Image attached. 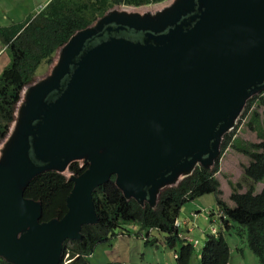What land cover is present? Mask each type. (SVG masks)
I'll return each mask as SVG.
<instances>
[{"label": "water", "instance_id": "water-1", "mask_svg": "<svg viewBox=\"0 0 264 264\" xmlns=\"http://www.w3.org/2000/svg\"><path fill=\"white\" fill-rule=\"evenodd\" d=\"M116 8L24 89L0 143V258L9 264H62L65 243L98 224L93 192L113 177L126 199L155 207L162 189L216 163L264 90V0H175L145 15ZM76 162L87 169L66 176V214L44 221L27 186Z\"/></svg>", "mask_w": 264, "mask_h": 264}, {"label": "trees", "instance_id": "trees-1", "mask_svg": "<svg viewBox=\"0 0 264 264\" xmlns=\"http://www.w3.org/2000/svg\"><path fill=\"white\" fill-rule=\"evenodd\" d=\"M166 0H51L43 11L27 19L24 24H14L0 28V42L10 54L11 62L0 76V143L9 135L17 119V111L26 87L37 82L36 72L43 63H51L55 54L78 32L93 26L100 18L119 6H149ZM264 94V90L247 101L241 116ZM264 99V98H263ZM264 101V100H261ZM250 128L262 137L259 144L246 143L235 138L233 128L225 134L221 143V155L228 148L249 157V165L244 168L246 181L232 184L231 208L218 195L220 171L217 162L214 167L196 169L182 178L176 185L161 190L155 207L139 205L133 199H126L115 185V178L93 194L99 217L96 225L84 226L83 239L67 241L64 255L69 250L68 264H92L96 248L110 243L118 237L122 229L138 225L142 230H158L165 235L166 244L173 250L180 244L176 264H191L196 252L194 242L187 237L185 227H176L185 204L205 195L216 196L218 211H224V218L213 222L220 225L219 235L209 236L202 251L200 264H235V255L245 257V247L252 251L259 264H264V188L256 193L259 183H264V128L257 114L249 122ZM87 166L79 163L70 166V173L80 175ZM247 187V192L241 191ZM74 183L66 175L47 172L35 177L27 186L25 197L39 201L43 205V220L62 218L67 212L66 201ZM215 210H213L214 212ZM212 212V213H213ZM192 221V220H191ZM133 232L137 235L139 231ZM236 238L232 240V238ZM151 236L146 243H149ZM255 264V261L252 262ZM0 264H9L0 258Z\"/></svg>", "mask_w": 264, "mask_h": 264}, {"label": "rangeland", "instance_id": "rangeland-1", "mask_svg": "<svg viewBox=\"0 0 264 264\" xmlns=\"http://www.w3.org/2000/svg\"><path fill=\"white\" fill-rule=\"evenodd\" d=\"M38 0H20L21 3L18 5L10 4L9 1L0 0V24L6 25L7 21L10 23V20L20 13L19 23H23L27 20L28 17L35 16L40 12L37 4ZM42 1V0H41ZM44 1V0H43ZM175 0H166L162 3L153 4L149 6H119L115 10L125 13H139L142 15L145 14H155L164 10V8L170 6ZM35 14V15H34ZM4 27V26H2ZM59 54L58 52L52 59L51 63H43L36 72V80H44L52 70L55 65L58 63ZM11 58L7 49L0 42V69L1 74L6 67L10 65ZM264 94L258 98V100L253 104L249 109L245 117L240 116L239 120L236 123L235 138H238L246 143L259 144L262 142V137H258L257 132L250 128L249 122L253 114H257L260 118L262 127L264 128ZM243 113V112H242ZM249 157L242 155L235 151L233 148L226 150L224 155L219 158L220 171L217 174V179L219 181V195L218 198L229 205L231 208H234L235 205L231 200L232 196V184H237L239 182H245L244 178V168L249 165ZM216 164V163H215ZM215 164L212 166L214 167ZM65 175L70 176V172H65ZM248 185L241 191L242 194L247 192ZM264 188V183H259L256 187V193L260 194ZM204 205V206H203ZM213 210H215L213 212ZM217 202L216 196L213 194L205 195L196 200L189 201L185 204L184 208L180 214V221L187 219L192 213L200 212V217H196L195 225L198 228L194 232V224H189L188 231L190 232L191 238L189 240L193 241L196 252L192 258L191 264H200L201 261V251L208 239L209 236L219 235L220 225L218 222H213V216H209V213L215 214V219L218 221L217 217ZM213 212V213H212ZM220 218H224V211H218ZM194 216V215H193ZM196 216V215H195ZM139 228L138 225L126 227V229H133L136 231ZM215 231V233H213ZM221 231V230H220ZM188 237V236H187ZM120 239V240H119ZM236 238H232L235 240ZM119 240V244L117 243ZM113 246L116 247L113 249ZM180 244L175 248L171 249L166 244L165 235L158 230H154L151 234V239L149 243H146L144 240L129 236H122L118 232V237L112 240L110 243L101 244L94 252L93 258L91 259L92 264H176L174 259L175 252L179 253ZM69 252V250H68ZM68 253L66 255V263L71 262L72 260L68 258ZM232 260H235V264H259L258 259L252 253V251L245 247V257H240V255H235L232 257Z\"/></svg>", "mask_w": 264, "mask_h": 264}, {"label": "crops", "instance_id": "crops-1", "mask_svg": "<svg viewBox=\"0 0 264 264\" xmlns=\"http://www.w3.org/2000/svg\"><path fill=\"white\" fill-rule=\"evenodd\" d=\"M7 2L9 1V3L10 4H14V5H18L19 3H21L20 2V0H6ZM51 0H38L37 1V4H39L38 5V8H40V12L41 11H43L44 10V8L46 7V5L50 2ZM39 12V13H40ZM38 13V14H39ZM35 15V14H34ZM37 15V14H36ZM35 15V16H36ZM32 17V16H31ZM28 18H30V17H28ZM27 18V19H28ZM8 20H10V23L7 21V23H6V25H1L0 24V28L2 27V26H4V27H10V26H12V25H14V24H24L26 21H24L23 23H19L20 21H22L21 19H20V13L18 14V15H16L15 17H13V18H11V19H8ZM0 74H1V69H0ZM204 206V205H203ZM200 212H197V213H192V215H189V217L187 218V219H183V221H180V223H181V225H182V227L184 226L185 227V229H186V231H187V233H188V237L189 238H191V236H190V232L188 231V227H189V224H194V226H195V228H194V232H195V229L196 228H198V226L197 225H195V222L196 221H198V220H196V217H200V214H199ZM194 215V216H193ZM196 215V216H195ZM209 216H214V214H210L209 213ZM192 220V221H191ZM131 232H134L133 231V229H131L130 230ZM120 240V239H119ZM119 240H118V244H119ZM114 248H116V247H114L113 246V249ZM168 264H171V262H168Z\"/></svg>", "mask_w": 264, "mask_h": 264}, {"label": "clouds", "instance_id": "clouds-1", "mask_svg": "<svg viewBox=\"0 0 264 264\" xmlns=\"http://www.w3.org/2000/svg\"><path fill=\"white\" fill-rule=\"evenodd\" d=\"M6 48V47H5ZM14 126V125H13ZM13 126H12V128H13ZM12 130V129H11ZM229 149V148H228ZM226 152V151H225ZM222 157V155H221V152H220V156H219V158H221ZM219 158L217 159V161H216V163L219 161ZM248 166V165H247ZM81 167V166H80ZM70 174H73V173H70ZM219 174V173H218ZM64 175V174H63ZM76 175V174H75ZM78 176V175H77ZM217 176V175H216ZM95 192V191H94ZM94 192H93V194H94ZM68 210V209H67ZM97 212V211H96ZM211 214V213H210ZM180 225H181V223H180V221L178 220L177 222H176V227H180ZM138 229H140V230H142L140 227L138 228ZM138 229L136 230V231H134V232H137L138 231ZM129 230V229H128ZM130 231V230H129ZM154 231V230H153ZM152 230H150V231H148V232H146V231H144V230H142V231H139L138 233H137V235H134V233L133 232H131V233H128V232H126V231H124L123 229L120 231V235H122V236H129V237H134V238H139V239H142V240H147L148 239V237L149 236H151V234H152V232H153ZM213 233H215V231L213 232ZM183 233H181V237L184 239V240H188L189 239V237H185V236H183L182 235ZM216 234V233H215ZM214 234V235H215ZM189 241H191V240H189ZM193 242V241H192ZM66 244V243H65ZM105 244V243H104ZM100 246V245H99ZM98 246V247H99ZM97 247V248H98ZM96 248V249H97ZM65 249V248H64ZM67 253H68V258H70V253L67 251ZM67 253L64 255V257H63V261H62V264H68V263H66V260H67V257H66V255H67ZM178 256H179V253H177V252H175V254H174V259H177L178 258ZM70 263V262H69Z\"/></svg>", "mask_w": 264, "mask_h": 264}]
</instances>
